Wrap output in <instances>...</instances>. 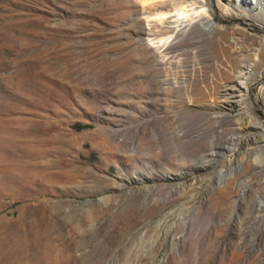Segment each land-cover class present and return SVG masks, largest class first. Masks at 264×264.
<instances>
[{
    "label": "rangeland",
    "instance_id": "1",
    "mask_svg": "<svg viewBox=\"0 0 264 264\" xmlns=\"http://www.w3.org/2000/svg\"><path fill=\"white\" fill-rule=\"evenodd\" d=\"M218 1L232 16L216 25L262 36V17ZM165 8L188 14L183 0H0V264H262L264 220L249 209L264 129L252 156L233 155L245 146L229 134L212 167L190 160L171 114L185 34Z\"/></svg>",
    "mask_w": 264,
    "mask_h": 264
},
{
    "label": "bare ground",
    "instance_id": "2",
    "mask_svg": "<svg viewBox=\"0 0 264 264\" xmlns=\"http://www.w3.org/2000/svg\"><path fill=\"white\" fill-rule=\"evenodd\" d=\"M262 1L234 0L233 5L235 4V7L240 10L239 15L254 13L262 17L264 21ZM183 5L186 6L185 14L188 13L185 18L176 15L174 10L168 8L161 12L163 20L169 24L171 34H185L182 54L186 90L174 91L175 96L177 98L181 96L183 101L171 110V114L176 117L175 120H178L177 129L179 132L181 131L176 136L181 139L183 148L188 150L190 160H194V164L202 163L204 168L208 164L212 167L216 162L217 148L222 140H235V137H229V134L236 135V139H239V142L245 146L242 150L237 147L229 148L233 155L240 151V153L252 156L253 147H249V145H258L257 133L264 129V120L254 108L259 95L252 93L251 88L259 77L264 78V72L261 71V67L264 65V31L262 36L257 37L250 33L246 27L216 25L214 14L218 21L232 16L229 4H221L218 0H183ZM239 36L245 37L254 44L257 42L258 47L253 52L252 50H242L237 42ZM206 42L217 47L216 54L212 55L207 51ZM249 52L251 58L248 55ZM190 80L196 81V83L192 84ZM213 94L217 95V102H202L206 96ZM260 94H264V87ZM237 103L241 105V108L236 115L228 118L226 122L218 124V120L227 116L232 105ZM179 113H181L180 116H178ZM193 113L197 114V117H187V114ZM205 114L210 115V121L208 117L205 118ZM185 115L186 117L183 118ZM258 146L259 149L264 147L261 144ZM103 147L107 153H111L110 151L114 150L116 146L110 147L105 143ZM195 161L197 162L195 163ZM254 162L255 171L259 175V191L253 198V204L249 209V211L253 210L251 222L256 221L258 217L264 220V174L258 167V161ZM191 178L196 179V176L193 174ZM163 229L165 236L168 227ZM168 236L173 238L170 234ZM261 261L264 264V256Z\"/></svg>",
    "mask_w": 264,
    "mask_h": 264
}]
</instances>
